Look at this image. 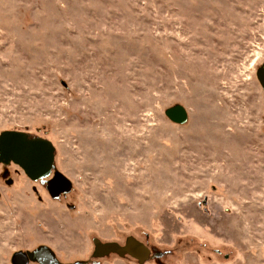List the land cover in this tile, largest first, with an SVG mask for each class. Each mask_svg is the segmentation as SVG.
<instances>
[{
	"label": "rangeland",
	"instance_id": "obj_1",
	"mask_svg": "<svg viewBox=\"0 0 264 264\" xmlns=\"http://www.w3.org/2000/svg\"><path fill=\"white\" fill-rule=\"evenodd\" d=\"M263 62L264 0H0V133L50 139L72 181L0 163V264H141L93 257L133 235L144 264H264Z\"/></svg>",
	"mask_w": 264,
	"mask_h": 264
},
{
	"label": "water",
	"instance_id": "obj_2",
	"mask_svg": "<svg viewBox=\"0 0 264 264\" xmlns=\"http://www.w3.org/2000/svg\"><path fill=\"white\" fill-rule=\"evenodd\" d=\"M257 77L264 91V64L258 68ZM165 114L173 122L185 124L189 119L188 111L181 104L166 109ZM0 163L18 164L25 174L32 180H42L49 177L55 167L56 147L48 138L32 137L20 130H3L0 133ZM49 180V190L54 198L62 192H69L72 187L71 179L62 171H55ZM94 258H103L110 253L119 257L129 255L144 264L148 259L149 247L141 243L135 236L127 238L125 245L117 242L94 239ZM13 264H90L88 261L62 263L52 247L39 246L34 251L19 250L12 255ZM91 264H97L93 262Z\"/></svg>",
	"mask_w": 264,
	"mask_h": 264
},
{
	"label": "flooded vegetation",
	"instance_id": "obj_3",
	"mask_svg": "<svg viewBox=\"0 0 264 264\" xmlns=\"http://www.w3.org/2000/svg\"><path fill=\"white\" fill-rule=\"evenodd\" d=\"M264 64V62L262 63V64H260L258 67H257V69L261 66V65H263ZM258 71V70H257ZM55 171H57L56 169H55V167L52 169V173L50 174V176L49 177H46V179H42V180H34V181H36L40 186H43V187H45V189L46 190H48V192H49V194H50V196L52 197V198H54L53 196H52V194H51V191L49 190V180H51L55 175H54V172ZM33 180V179H32ZM67 192H62V193H60V195L57 197V198H54V199H60L61 198V196L62 195H65ZM134 236V235H133ZM130 237V236H129ZM129 237H127V238H129ZM136 237V236H135ZM127 238L125 239V241H123V242H117L118 244H120V245H125V243H126V240H127ZM141 243H143V244H145L147 247H149V249H150V252H149V254H148V259L146 260V262L148 261V260H150V259H152L153 257H161L162 256V254H160L161 252L160 251H157L156 250V248L153 246V245H151V244H149L150 242H147V241H143L142 239H139L138 237H136ZM95 239V238H94ZM94 241V240H93ZM94 243V242H93ZM95 246V245H94ZM96 247V246H95ZM110 254H114V253H110ZM110 254H108V255H110ZM117 255V254H116ZM161 255V256H160ZM106 256V255H105ZM124 257H128L129 259H133V260H137L138 262H139V260L138 259H136V258H132L131 256H129V255H125ZM104 258V257H103ZM97 259H102V258H97ZM145 262V263H146ZM140 263V262H139Z\"/></svg>",
	"mask_w": 264,
	"mask_h": 264
}]
</instances>
